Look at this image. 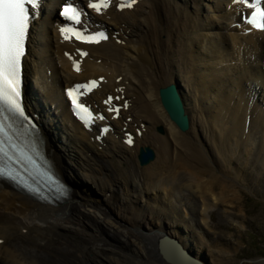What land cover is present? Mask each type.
<instances>
[{
	"label": "bare ground",
	"instance_id": "bare-ground-1",
	"mask_svg": "<svg viewBox=\"0 0 264 264\" xmlns=\"http://www.w3.org/2000/svg\"><path fill=\"white\" fill-rule=\"evenodd\" d=\"M63 1L45 0L25 65L29 108L72 183V200L44 205L0 182V264H214L213 249L226 258L218 241L204 244L198 224L210 228L207 212L222 200L216 187L228 192L246 182L237 162L242 148L256 150L264 165V34H241L233 0L113 3L104 16L86 14L85 22L104 25L110 37L88 47L85 59L77 56L74 73L63 55L73 47L58 43L54 27ZM94 77L103 82L94 101L110 92L128 103L118 120L107 117L113 132L101 136L71 119L63 95L65 86ZM171 85L189 117L187 131L163 105L161 91ZM126 133L134 144L125 143ZM144 147L155 154L145 166L138 161ZM212 165L219 178L202 180Z\"/></svg>",
	"mask_w": 264,
	"mask_h": 264
},
{
	"label": "rangeland",
	"instance_id": "rangeland-1",
	"mask_svg": "<svg viewBox=\"0 0 264 264\" xmlns=\"http://www.w3.org/2000/svg\"><path fill=\"white\" fill-rule=\"evenodd\" d=\"M241 152V160L237 159V162L243 169V174L247 176L246 182L240 178L236 183V190L228 192L216 187L213 190L215 198L218 201L219 196L222 200L211 212H207L210 216V228L203 225V220L200 221L201 225L198 224L203 233L200 235L205 238L204 244L208 245V239L212 243L218 241L220 249L226 252L224 258L223 254H216L217 250L213 249L214 264H264V165L260 164L256 150H253L251 155L246 154L243 148ZM216 171L212 165L208 175L202 176V172L200 178L214 182L216 177L219 178ZM79 185L84 186L77 184ZM195 216L198 223V216ZM190 217L188 215L187 218ZM85 258L86 263H89L86 253ZM103 260L106 264H112L110 258ZM121 264H128V261H121Z\"/></svg>",
	"mask_w": 264,
	"mask_h": 264
},
{
	"label": "snow or ice",
	"instance_id": "snow-or-ice-1",
	"mask_svg": "<svg viewBox=\"0 0 264 264\" xmlns=\"http://www.w3.org/2000/svg\"><path fill=\"white\" fill-rule=\"evenodd\" d=\"M39 0H0V111H3L4 106L9 110H13L20 115H23V109L21 104V57L24 54V45L27 37L28 25H29V12L26 5H33L38 7ZM243 3L244 0H239ZM100 10L101 5L93 3L89 5ZM106 6V5H105ZM123 8L124 5H121ZM127 7H132V4H128ZM71 12L72 15L69 19L79 23V14L75 9H64V15H68ZM264 16V13L261 14ZM255 23V20L252 21ZM257 27L264 28V24H259ZM71 31L67 28H61V33H67ZM78 39H83L84 42H98L96 37H82L80 33H76ZM67 39V36H65ZM101 39H107L102 33ZM81 55H87V53H81ZM79 67L77 65V71ZM93 84L96 82L93 81ZM69 97L72 98V103L76 109L82 113H87L88 110L84 108L78 101L74 91L68 92ZM115 111H119L116 109ZM89 117L91 116L88 113ZM4 124L0 121V135H4ZM129 143L132 141L129 140ZM4 141L0 140V154L5 157L7 153L4 151L2 145ZM2 174V173H0ZM3 243V241H0Z\"/></svg>",
	"mask_w": 264,
	"mask_h": 264
},
{
	"label": "water",
	"instance_id": "water-1",
	"mask_svg": "<svg viewBox=\"0 0 264 264\" xmlns=\"http://www.w3.org/2000/svg\"><path fill=\"white\" fill-rule=\"evenodd\" d=\"M162 101L165 109L172 121H174L182 131H187L189 129V117L185 113V108L181 100L180 94L174 85L164 88L162 91ZM160 131H162L160 129ZM155 154L149 148L141 149L139 154V162L141 165L145 166L153 161ZM180 246V245H179ZM185 251L178 252L187 263L190 261L183 254ZM193 262V261H192Z\"/></svg>",
	"mask_w": 264,
	"mask_h": 264
}]
</instances>
